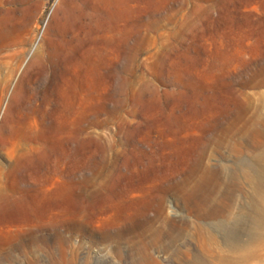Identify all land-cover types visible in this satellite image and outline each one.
I'll use <instances>...</instances> for the list:
<instances>
[{
	"label": "rangeland",
	"instance_id": "374dc122",
	"mask_svg": "<svg viewBox=\"0 0 264 264\" xmlns=\"http://www.w3.org/2000/svg\"><path fill=\"white\" fill-rule=\"evenodd\" d=\"M60 1L45 0L19 74L55 40L68 56L62 113L42 196L6 227L31 233L0 264H133L117 248L150 232L161 264L210 259L194 229L215 206L204 200L231 195L244 216L264 190V0H79L90 24L57 43ZM248 245L264 264V240Z\"/></svg>",
	"mask_w": 264,
	"mask_h": 264
},
{
	"label": "bare ground",
	"instance_id": "6f19581e",
	"mask_svg": "<svg viewBox=\"0 0 264 264\" xmlns=\"http://www.w3.org/2000/svg\"><path fill=\"white\" fill-rule=\"evenodd\" d=\"M78 2H59L50 24L52 30H57V43L60 39L77 38L81 29L90 24L89 16L84 14L88 4L81 6ZM44 5L45 0H0V248L5 245L18 248L13 239L31 233L24 229L19 234L6 227L18 214L27 215L34 192L42 196L47 129L51 124L58 126L62 113L59 89L68 56L59 53L55 40L46 39L44 48L19 74L37 41L34 25ZM255 160L264 162V153ZM250 180L255 183L252 177ZM259 185L256 183L258 190L250 198L244 216L235 214V197L231 195L214 194L204 200L206 205L213 201L215 206L211 211H198L199 220L209 222L195 223L194 229L202 253L211 258L197 255L189 264H251L257 251L248 244H260L264 240V190ZM37 229L42 230V225ZM160 237L154 232L143 237L136 235L128 252L119 246L117 255L121 260L130 258L133 264H161L153 253ZM182 253L191 254L188 250Z\"/></svg>",
	"mask_w": 264,
	"mask_h": 264
}]
</instances>
